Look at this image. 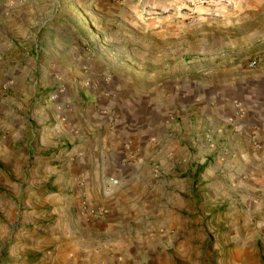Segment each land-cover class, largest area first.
<instances>
[{
	"label": "crops",
	"instance_id": "crops-1",
	"mask_svg": "<svg viewBox=\"0 0 264 264\" xmlns=\"http://www.w3.org/2000/svg\"><path fill=\"white\" fill-rule=\"evenodd\" d=\"M89 1L101 7L92 26L60 10L36 29L53 41L14 76L17 95L29 75L41 78L20 112L17 95L0 99V165L23 168L10 205L21 212L17 238L51 245L54 264H110L178 237L166 231L185 229L188 214L198 224L204 207L264 206V61L249 66L264 57V0L198 5L193 26L160 14L186 0ZM84 35L105 36L87 51ZM121 36L132 40L114 45ZM64 79L58 100L38 101L37 89ZM10 170L0 166L5 196Z\"/></svg>",
	"mask_w": 264,
	"mask_h": 264
},
{
	"label": "rangeland",
	"instance_id": "rangeland-1",
	"mask_svg": "<svg viewBox=\"0 0 264 264\" xmlns=\"http://www.w3.org/2000/svg\"><path fill=\"white\" fill-rule=\"evenodd\" d=\"M209 2L226 3L227 0H186L178 9H163L160 10V14L180 13L184 17V24L193 26L199 23L197 6ZM32 9L34 12H31ZM60 10L73 14L77 18L75 24L81 22L86 25L83 23L85 19L86 23L92 26L96 22L95 18L99 19L98 12L101 11V7L90 4L89 0H70V2L0 0V99L17 95V85L13 84L14 76L21 75L20 70L26 65L28 56L37 52L41 55L42 48L53 41V39L45 38L44 32L36 36V29L38 26H42V29L50 26L51 15H56ZM105 26L103 24V28ZM116 27L117 25L111 23L106 26V29L109 31ZM104 36L95 41L84 35L81 45L88 51L97 44V41L103 40ZM119 40L120 42H115L114 45L123 44L124 41L130 43L132 39L121 36ZM136 44L137 41L134 40L131 45ZM36 74V77L29 75L23 82L25 85L23 89H20L18 97L12 100L10 105L14 106V112H20L17 106L20 103L24 104V101L20 99L23 93H33L32 86L35 81L41 82L39 73ZM59 78L64 77L59 76ZM65 82L64 79L57 85L46 86V90L42 93L37 89L35 96L41 104H45L46 101H50V96L57 90L59 84H65ZM41 94H44V98H41ZM2 130L0 126V140L4 137ZM0 166L4 170L11 169L12 172L8 176L11 179L8 182L3 181L4 186L9 189L6 191L8 196H5V192H0L4 201L2 206L4 210L0 211V264H54L48 254L52 251L51 245L38 246L34 240L26 242L23 238H17L23 232L20 223L21 212L19 206L14 210L10 205L16 204L20 199L18 194L21 192V177L18 174L23 168L14 165L9 167L5 164ZM259 201L258 198H247L244 204L241 199L235 198L236 207L233 209L230 207L228 211L226 204L218 208L220 214L218 210L204 207L210 214L200 213L198 224L192 222L195 218L188 214L189 220L185 229L166 231V234L177 233L178 237L172 238L169 242H163L164 245L158 247L152 245L151 240L149 245L147 242L146 246H143L139 259L118 258L110 264H264V206H255ZM15 218L17 220H14ZM27 228L30 232L33 225ZM155 235L158 237L159 234L156 232ZM149 236V238L152 237V235ZM97 264H106V262Z\"/></svg>",
	"mask_w": 264,
	"mask_h": 264
},
{
	"label": "built area",
	"instance_id": "built-area-1",
	"mask_svg": "<svg viewBox=\"0 0 264 264\" xmlns=\"http://www.w3.org/2000/svg\"><path fill=\"white\" fill-rule=\"evenodd\" d=\"M263 61H264V57H262V56H256V57L252 58L249 61V66L250 67H256V66H258ZM108 79H110V78L108 77L107 80ZM85 85H86V87H92V84L90 83V81H85ZM63 91H64V86L63 85H59L57 87V90L54 91L52 93V95L50 96V100L51 101L58 100L59 97H60V94H62ZM235 108L237 109V111L239 113H242L243 112V107H242V105H241L240 102H235ZM127 149L132 153L133 149H132V145L131 144H129L127 146ZM111 181L114 184H116L118 182V180L113 179V178H111ZM84 209H85V213H87L89 216L102 217L103 215L106 214V209H103V208L91 207V206L85 205L84 206Z\"/></svg>",
	"mask_w": 264,
	"mask_h": 264
}]
</instances>
